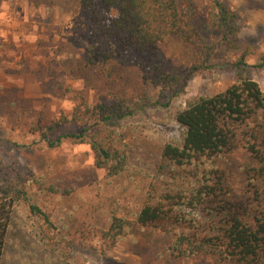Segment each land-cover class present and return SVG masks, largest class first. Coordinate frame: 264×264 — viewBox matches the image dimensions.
<instances>
[{"label":"trees","instance_id":"trees-1","mask_svg":"<svg viewBox=\"0 0 264 264\" xmlns=\"http://www.w3.org/2000/svg\"><path fill=\"white\" fill-rule=\"evenodd\" d=\"M80 12L87 32L83 67L114 78L129 64L128 57L148 55L151 62L141 66L167 92L163 106L184 93L193 75L212 67L208 61L216 44L196 25L192 0H80ZM207 13L209 31L223 29L225 40H231L229 10L220 0H209ZM165 46L189 53L188 64L165 67ZM245 58L246 53L232 63L234 84L213 96L189 98L175 113L182 135L163 146L162 168L173 176L164 188L130 163L119 124L137 110L123 99L93 104L81 94L72 112H62L51 124L48 132L68 123L79 125L77 132L54 140L46 132L44 138L50 148L69 140L88 144L96 167L105 171L106 185L115 192L89 210L103 251L133 228L153 227L173 234L170 249L177 256L264 264V90L245 72ZM239 148L253 160L242 196L221 165ZM7 193L0 200V264H84L72 257L71 243L52 211L18 189Z\"/></svg>","mask_w":264,"mask_h":264},{"label":"rangeland","instance_id":"rangeland-1","mask_svg":"<svg viewBox=\"0 0 264 264\" xmlns=\"http://www.w3.org/2000/svg\"><path fill=\"white\" fill-rule=\"evenodd\" d=\"M192 2L196 25L216 44L208 61L212 67L193 75L184 93L166 107L162 103L167 102V92L141 66L151 62L148 55L128 57L129 64L114 78L83 67L87 32L80 0H0V200L18 189L52 211L62 236L71 243L72 257L84 264H232L210 255L177 256L170 249L173 234L153 227L133 228L115 247L103 251L89 210L115 193L106 185L105 171L96 167L88 144L69 140L50 148L44 138L62 112H72L81 94L93 104L123 99L137 110L119 124L130 163L145 170L157 187L171 184L173 176L162 168V149L182 135L175 113L186 100L213 96L234 84L232 63L244 53L245 72L264 90V0H220L232 14V41L225 40L223 29L209 31V0ZM163 52L165 67L188 64L186 51L165 46ZM78 130L77 123H68L49 131L48 137L54 140ZM252 164L243 148L222 160L239 195L246 190V169Z\"/></svg>","mask_w":264,"mask_h":264}]
</instances>
